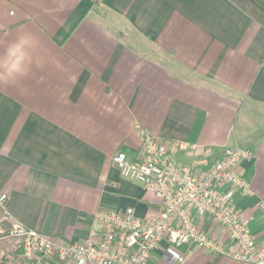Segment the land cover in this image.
Returning <instances> with one entry per match:
<instances>
[{
  "label": "crops",
  "instance_id": "crops-1",
  "mask_svg": "<svg viewBox=\"0 0 264 264\" xmlns=\"http://www.w3.org/2000/svg\"><path fill=\"white\" fill-rule=\"evenodd\" d=\"M22 31L38 41L30 73L0 85V195L15 221L67 242L100 230L101 210L156 214L159 200L112 162L141 157V127L195 144L171 156L195 172L227 147L251 150L238 171L253 195L234 201L264 241L262 24L231 0H0V53ZM194 219L228 244L211 217ZM180 251L147 264H251Z\"/></svg>",
  "mask_w": 264,
  "mask_h": 264
},
{
  "label": "built area",
  "instance_id": "built-area-1",
  "mask_svg": "<svg viewBox=\"0 0 264 264\" xmlns=\"http://www.w3.org/2000/svg\"><path fill=\"white\" fill-rule=\"evenodd\" d=\"M138 131L141 157L128 160L124 151H118L112 162L122 178L140 183L159 200L161 208L156 214L138 216L132 206L101 210L96 214L100 230H91L82 240L64 242L15 221L5 208L7 195L2 193L0 240H18L22 250L19 256L24 258L38 253L42 259H36L35 264L52 257L68 264H147L158 248H162L167 261L176 263L183 258L182 246L244 263L264 264V241L258 245L248 225L253 217L245 218L234 201L236 193L253 195L248 180L238 171L241 162L253 158L252 151L227 147L220 160L195 172L171 157L195 149V144L162 138L146 128L138 127ZM256 208L264 224V200H258ZM195 215L209 216L219 224L228 244L207 234L195 223ZM0 257H4L3 251Z\"/></svg>",
  "mask_w": 264,
  "mask_h": 264
},
{
  "label": "clouds",
  "instance_id": "clouds-1",
  "mask_svg": "<svg viewBox=\"0 0 264 264\" xmlns=\"http://www.w3.org/2000/svg\"><path fill=\"white\" fill-rule=\"evenodd\" d=\"M38 46L30 32H20L0 53V85H10L29 75L33 64V50Z\"/></svg>",
  "mask_w": 264,
  "mask_h": 264
},
{
  "label": "trees",
  "instance_id": "trees-1",
  "mask_svg": "<svg viewBox=\"0 0 264 264\" xmlns=\"http://www.w3.org/2000/svg\"><path fill=\"white\" fill-rule=\"evenodd\" d=\"M231 1L233 2V4L239 7L243 12L249 15V17H251L254 21L264 26V0H231ZM0 213H1V209H0ZM3 248L7 250L6 247L3 246ZM15 254H20V252H15ZM38 257L42 259L40 255H38ZM32 259L33 261H35L36 257H33ZM57 260H62V259H59L57 257H52L47 259V261H49L50 264H64L63 261L57 262ZM42 262L45 264L46 260L43 259ZM31 263L29 261V264Z\"/></svg>",
  "mask_w": 264,
  "mask_h": 264
},
{
  "label": "rangeland",
  "instance_id": "rangeland-1",
  "mask_svg": "<svg viewBox=\"0 0 264 264\" xmlns=\"http://www.w3.org/2000/svg\"><path fill=\"white\" fill-rule=\"evenodd\" d=\"M4 226L7 227V224H5ZM4 240H7V239L0 240V252L3 251V253H4V257H2V258L0 257L1 258L0 264H29V261H30V263L33 261V259H32L33 257H36V259L39 258L38 253H33V257L30 259H28V257L24 258V257H22V255L19 256L20 254H15V252H20V253L22 252L21 247H19V245H18L19 241L16 239H8L7 241L10 242V245H11V246H8L10 249H8V248H7V250L4 249L3 246L4 247L6 246V245L2 244L4 242ZM18 261H20V262H18ZM59 261H63L64 264H68L65 260H57V262H59ZM33 262L31 264H33ZM45 264H50V262L46 261Z\"/></svg>",
  "mask_w": 264,
  "mask_h": 264
}]
</instances>
